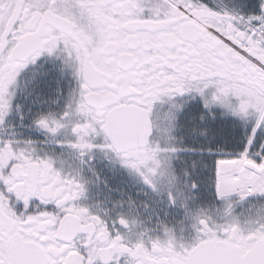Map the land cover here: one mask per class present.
Wrapping results in <instances>:
<instances>
[{
    "label": "snow or ice",
    "instance_id": "1",
    "mask_svg": "<svg viewBox=\"0 0 264 264\" xmlns=\"http://www.w3.org/2000/svg\"><path fill=\"white\" fill-rule=\"evenodd\" d=\"M0 264H264V0H0Z\"/></svg>",
    "mask_w": 264,
    "mask_h": 264
},
{
    "label": "flooded vegetation",
    "instance_id": "2",
    "mask_svg": "<svg viewBox=\"0 0 264 264\" xmlns=\"http://www.w3.org/2000/svg\"><path fill=\"white\" fill-rule=\"evenodd\" d=\"M112 182H115V181H112Z\"/></svg>",
    "mask_w": 264,
    "mask_h": 264
}]
</instances>
